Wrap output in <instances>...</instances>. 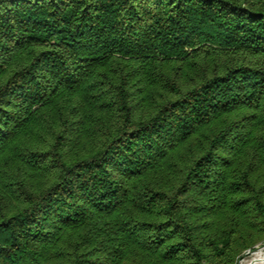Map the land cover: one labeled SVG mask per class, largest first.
<instances>
[{
	"label": "trees",
	"instance_id": "1",
	"mask_svg": "<svg viewBox=\"0 0 264 264\" xmlns=\"http://www.w3.org/2000/svg\"><path fill=\"white\" fill-rule=\"evenodd\" d=\"M262 243L264 0H0V264Z\"/></svg>",
	"mask_w": 264,
	"mask_h": 264
},
{
	"label": "bare ground",
	"instance_id": "2",
	"mask_svg": "<svg viewBox=\"0 0 264 264\" xmlns=\"http://www.w3.org/2000/svg\"><path fill=\"white\" fill-rule=\"evenodd\" d=\"M260 251V252H259ZM261 252H264V249H259L255 253L251 254V257L247 260H243L240 262H245L244 264H264V254H261Z\"/></svg>",
	"mask_w": 264,
	"mask_h": 264
},
{
	"label": "water",
	"instance_id": "3",
	"mask_svg": "<svg viewBox=\"0 0 264 264\" xmlns=\"http://www.w3.org/2000/svg\"><path fill=\"white\" fill-rule=\"evenodd\" d=\"M263 246L264 245H261V246H255L252 250H249L247 251L246 253L243 254V257L246 256V255H249V254H253L255 253L256 251H258L259 249H263Z\"/></svg>",
	"mask_w": 264,
	"mask_h": 264
},
{
	"label": "rangeland",
	"instance_id": "4",
	"mask_svg": "<svg viewBox=\"0 0 264 264\" xmlns=\"http://www.w3.org/2000/svg\"><path fill=\"white\" fill-rule=\"evenodd\" d=\"M259 252H260V251H259ZM261 254H264V252H261ZM250 257H251V254L242 257L241 259L238 260L237 264H240L241 261H243V260H247V259H249ZM244 263H245V262H242L241 264H244ZM252 264H253V262H252Z\"/></svg>",
	"mask_w": 264,
	"mask_h": 264
},
{
	"label": "built area",
	"instance_id": "5",
	"mask_svg": "<svg viewBox=\"0 0 264 264\" xmlns=\"http://www.w3.org/2000/svg\"><path fill=\"white\" fill-rule=\"evenodd\" d=\"M261 245H264V243H262V244H258V245H256V246H261ZM263 249H264V246H263Z\"/></svg>",
	"mask_w": 264,
	"mask_h": 264
}]
</instances>
